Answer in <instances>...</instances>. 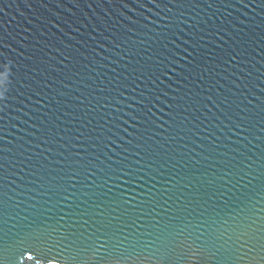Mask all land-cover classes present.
Segmentation results:
<instances>
[{"label": "water", "instance_id": "obj_1", "mask_svg": "<svg viewBox=\"0 0 264 264\" xmlns=\"http://www.w3.org/2000/svg\"><path fill=\"white\" fill-rule=\"evenodd\" d=\"M0 59L7 242L264 264V0H0Z\"/></svg>", "mask_w": 264, "mask_h": 264}, {"label": "snow or ice", "instance_id": "obj_2", "mask_svg": "<svg viewBox=\"0 0 264 264\" xmlns=\"http://www.w3.org/2000/svg\"><path fill=\"white\" fill-rule=\"evenodd\" d=\"M10 77V66L0 59V87L9 84ZM49 238L42 233H35L9 243L0 236V264H25L26 260L32 264H53L60 253L53 255L54 246L47 243ZM65 248H68V245H65ZM63 251L64 249H61V252ZM69 259L74 261L75 256H70ZM261 260L264 262V257Z\"/></svg>", "mask_w": 264, "mask_h": 264}]
</instances>
